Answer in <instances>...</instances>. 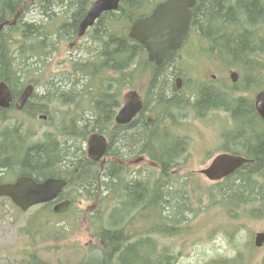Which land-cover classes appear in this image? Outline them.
<instances>
[{
    "label": "trees",
    "instance_id": "obj_1",
    "mask_svg": "<svg viewBox=\"0 0 264 264\" xmlns=\"http://www.w3.org/2000/svg\"><path fill=\"white\" fill-rule=\"evenodd\" d=\"M33 1L0 0V22H10L0 36V81L7 83L13 100L28 84L46 87L39 96L33 92L21 110L13 102L0 109V181L5 174L35 180L64 177L68 187L60 197L66 195L73 204L84 200L96 205L85 215L94 241L80 247L82 254L74 264H179V252L163 240L189 231L188 221L193 216L187 223L182 220L202 198L211 203L199 210L218 208L239 219L264 215V120L253 105L254 93L264 88V0L197 1L192 29L197 47L206 49L226 68L238 70L237 81H226V87L217 86L225 80L196 82L184 77L180 66L182 60L192 65L188 57L171 62L167 54L163 63L155 66L147 60L143 46L128 36L131 22L150 12L159 0H120L116 11L98 18L78 54L63 61V71L52 74L44 65L60 43L76 35V26L92 0H70L75 11L69 21H61L52 30L57 34L52 46L43 25L23 20ZM44 1L36 0L40 6ZM55 75L60 76L56 83ZM61 81L69 88L51 93ZM140 82L150 99L147 119L115 126L112 134L113 115L123 89L135 88ZM53 103L62 109L58 120L52 115L56 109L51 110ZM219 110L230 115L235 128L242 126L240 132L231 130L233 133L222 139L220 149L252 161L211 187L201 188L195 183L196 175H178L188 159V138L182 126L189 111L203 118ZM40 114L46 115L40 122L49 129L35 127ZM91 132L108 140L109 159L104 165L86 156L83 142ZM129 151L145 153L158 175L142 174L128 166L133 156L124 155ZM51 204L39 206L22 229L32 248L26 264H46L63 249H74L61 243L68 235L66 222L72 208L51 218ZM43 216L45 220L38 221ZM179 222L187 226L177 227ZM41 251L47 253L44 259L39 256ZM250 259L237 251L234 257L213 260V264H233L234 260L235 264H249Z\"/></svg>",
    "mask_w": 264,
    "mask_h": 264
},
{
    "label": "rangeland",
    "instance_id": "obj_2",
    "mask_svg": "<svg viewBox=\"0 0 264 264\" xmlns=\"http://www.w3.org/2000/svg\"><path fill=\"white\" fill-rule=\"evenodd\" d=\"M33 2L34 4L25 12L23 20L29 23H36V25H43V30L45 31L46 29L47 43H50L52 46L54 40L57 38V34L53 33L52 30L59 27L57 24L61 21H69L71 19V14L75 11V6L70 0H45L41 5L45 9V12L36 0ZM48 29L50 31L47 32ZM91 29L82 37L75 35L68 38L66 42L60 43L58 50L50 54L48 65L46 64L44 66L49 68L52 74L62 72L63 61L67 58L75 57V54H78L84 42L88 40ZM190 39L195 40L196 37L191 35ZM77 46H79V49ZM187 50H189L187 53L192 56L190 61L192 65L188 64V60V62L182 60L183 62L180 66L181 72H184V77H193V80L196 82L200 81V79L211 80V74L216 75L215 80L219 79L230 82L229 71L231 69L238 71L236 67L226 68L222 61L210 57L211 54L206 49L197 47V41L196 43H192V47ZM167 68H170V66ZM196 70H199V72L197 73ZM138 76L140 75L138 74ZM59 77L58 75L54 76V83L59 81ZM64 83L63 81L59 82L51 90V93L59 89H68V84L66 82ZM185 83L187 84L188 82ZM143 85V82H140L136 87L140 88ZM217 86L226 87L227 84H219ZM194 87L189 86L188 88L192 90ZM45 88V85H37L34 88V93L39 96L46 91ZM189 99L191 101L194 100L193 98ZM55 106L56 109L52 110ZM51 107L53 118L58 120L62 116V109L57 103H53ZM188 113L187 123L185 126H182V130L188 138V159L186 167L179 170L178 175H184L187 172L194 174L196 175L194 177L195 183L201 188H208L215 182L207 180L206 177L199 173V170L205 167L212 155L218 150L217 148L222 142L220 137L224 139L226 135L232 134L233 132L231 130L233 131L234 129V134H236V132L238 133L242 130V126L235 128L231 125L230 115L224 110L211 111L208 113V116L203 118L195 117L190 111ZM35 119L34 125L40 131L50 128L40 122V119ZM2 123L3 121H0V125ZM244 128L247 130L246 134H248V129L245 126ZM212 147H214L213 150L210 149ZM128 163V166L140 169L142 174L151 173L154 176L158 175L155 164L149 159L133 157L131 162ZM7 176L5 175L4 178ZM210 203L208 198H202L201 203L192 206L193 213L189 212V216H184L183 223H187V220L193 216L190 223L188 221L190 228L188 232L170 236L163 240L165 244H168L179 252V264H213V260L234 257L237 251L243 252L244 259L250 256L249 264H264V247L253 248L254 246L252 245V236L254 233L264 230V215L256 214L252 217L246 215L245 218L239 219L228 217L227 214L222 213L218 208L214 210L198 209V207ZM37 207L34 206L26 212H22L10 200L0 198V264H26L32 248L30 240L22 229L28 226V217L37 210ZM95 208L96 205L92 201H80L79 204L76 203L72 207L71 216L67 221L69 224L68 235L61 243L74 249H63L58 255L50 257L46 264H57V260H61V264H74L77 261L80 255L79 253L82 254L80 247H86L94 241V238L90 236L92 234V228H87L88 223L83 220V216L92 213ZM75 213H79V216H75ZM194 215L196 216L194 217ZM48 216L55 218L51 214ZM45 218V216L40 217L38 221H44ZM186 226L187 224L180 225V222L177 224V227L181 228H185ZM36 242L34 240L33 245ZM46 254L45 251H41L39 256L44 259L47 257ZM236 261L234 260L233 264Z\"/></svg>",
    "mask_w": 264,
    "mask_h": 264
},
{
    "label": "water",
    "instance_id": "obj_3",
    "mask_svg": "<svg viewBox=\"0 0 264 264\" xmlns=\"http://www.w3.org/2000/svg\"><path fill=\"white\" fill-rule=\"evenodd\" d=\"M120 0H94L77 26V35L81 36L104 13L116 11ZM195 0H164L158 3L148 16L136 18L128 32V36L141 44L147 52V60L159 66L168 51L177 49L183 41L191 16V7ZM5 22L0 23V33ZM233 81L237 74H230ZM32 91V86H26L16 100V107L21 108ZM11 101V93L4 82H0V107L6 108ZM143 103L133 95L118 111L115 120L118 124L129 122ZM255 109L264 119V90L258 92L254 98ZM107 144L98 134H92L88 141V155L92 161H97L103 155ZM250 160L233 154L222 153L215 156L208 166L201 169V173L211 180H219L233 173ZM66 185L60 178H47L36 182L28 176H19L13 183L0 184V196H8L22 210L30 206L50 201ZM69 200L55 204L52 210L56 213L65 211ZM264 243V231L254 235V244Z\"/></svg>",
    "mask_w": 264,
    "mask_h": 264
},
{
    "label": "flooded vegetation",
    "instance_id": "obj_4",
    "mask_svg": "<svg viewBox=\"0 0 264 264\" xmlns=\"http://www.w3.org/2000/svg\"><path fill=\"white\" fill-rule=\"evenodd\" d=\"M197 1L198 0H196V4L193 6V7H191V16H190V22H189V28H188V31H187V33H186V35H185V37H184V39H183V41H182V43H181V45H180V47L178 48V49H176V50H171V51H168L167 53H166V55H165V57L167 56V54L168 55H170L171 56V61L172 60H174V61H180L181 59H186L187 57L191 60V54H189V53H187V51H189V50H187V49H189V48H191L192 47V43H196V41L198 42V40L197 39H195V40H191L190 39V36L191 35H193V31L194 30H192L194 27H193V19H194V11H195V8H196V5H197ZM152 10V9H151ZM150 13V12H149ZM148 13V14H149ZM165 59V58H164ZM211 78H212V80H215L216 79V75L215 74H211ZM238 79V78H237ZM237 79H236V81H237ZM216 81H218L219 83L220 82H223L222 80H219V79H217ZM224 83H227L226 82V80H225V82H223V85H224ZM135 90L132 88V87H126V88H124L123 89V91H122V93H121V100H122V103L119 105V106H117V108H115V112H114V115H113V120H112V122H113V124H112V134H113V132H114V127L115 126H121V127H126V126H129V125H131V124H133V121H135V120H137V119H139V118H146L147 119V108H146V105H147V102H148V104H149V101H150V99H147V94L146 93H144V91H145V88L144 89H140V90H136L137 92H138V95L142 98V101H143V107H142V109L137 113V115L134 117V119H132V120H130V122H128L127 124H123V125H118V124H116L115 123V115L117 114V112H118V109L121 107V105L124 103V102H126L127 100H129V99H131V97L134 95V92ZM19 96H20V93L18 94V98H19ZM31 96V95H30ZM18 98H15L14 100H13V104H14V101L16 100V99H18ZM29 99V98H28ZM1 109V108H0ZM220 111V110H219ZM108 142V141H107ZM133 153L134 152H132L131 153V151H129L128 153H126L125 155H124V157H132L133 156ZM137 155V157H140V156H143V157H145V155L146 154H143V153H137L136 154Z\"/></svg>",
    "mask_w": 264,
    "mask_h": 264
},
{
    "label": "bare ground",
    "instance_id": "obj_5",
    "mask_svg": "<svg viewBox=\"0 0 264 264\" xmlns=\"http://www.w3.org/2000/svg\"><path fill=\"white\" fill-rule=\"evenodd\" d=\"M90 5H91V3L89 4L88 8L90 7ZM88 8H87V10H88ZM87 10H86V11H87Z\"/></svg>",
    "mask_w": 264,
    "mask_h": 264
}]
</instances>
